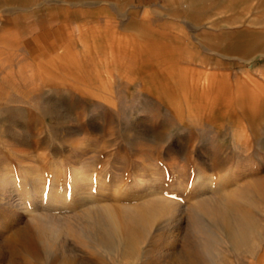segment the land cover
Segmentation results:
<instances>
[{"label": "rangeland", "instance_id": "374dc122", "mask_svg": "<svg viewBox=\"0 0 264 264\" xmlns=\"http://www.w3.org/2000/svg\"><path fill=\"white\" fill-rule=\"evenodd\" d=\"M3 196L0 264H264V0H0ZM158 196L181 238L124 211ZM207 197L251 219L246 243ZM92 206L123 239L95 237Z\"/></svg>", "mask_w": 264, "mask_h": 264}, {"label": "bare ground", "instance_id": "6f19581e", "mask_svg": "<svg viewBox=\"0 0 264 264\" xmlns=\"http://www.w3.org/2000/svg\"><path fill=\"white\" fill-rule=\"evenodd\" d=\"M244 106V105H243ZM247 105L244 106L242 109L243 111L247 112ZM250 111V110H249ZM89 171V170H88ZM87 170L78 169L76 173L72 176V183L74 187L81 186H88L90 185L91 180V173H88ZM81 181L80 184L77 182ZM71 183V182H70ZM90 187V186H89ZM88 187V188H89ZM211 188V186H210ZM91 189V188H90ZM212 189V188H211ZM76 190V189H74ZM78 190V189H77ZM202 190V189H201ZM81 191V190H80ZM86 191V190H85ZM156 191V190H155ZM203 191V190H202ZM76 192V191H75ZM204 194V193H203ZM86 195V194H85ZM156 195V194H155ZM87 196V195H86ZM211 196V195H210ZM74 197V196H72ZM4 196L0 199V207L7 211L12 208V206H16L13 202L9 200H4ZM28 198V197H27ZM67 198V197H66ZM72 200V199H71ZM36 201V200H35ZM46 201V200H45ZM66 201V199H64ZM25 202V201H24ZM202 206L205 207L208 215L210 218H218L220 222L223 224V228L226 233L236 242L239 243H246L249 239V232L252 228L251 219L247 217V215L235 210L232 208L225 198L215 199L212 197L202 198L199 202ZM26 204V202H25ZM38 204V203H37ZM73 204V203H72ZM23 205V204H22ZM34 206V205H33ZM38 206V205H37ZM39 207V206H38ZM36 207V208H38ZM24 208V207H23ZM19 209V208H18ZM174 209L172 204H169L165 201L162 197H152L150 199L145 200L139 206H125L124 211L126 212L127 216L132 219L134 222L140 224L143 227L149 229H157L161 232H165L168 239H177L180 237L179 233H177L178 226L177 224L173 223V220L169 217V212ZM14 210V208H13ZM16 211V210H15ZM20 212L23 210L19 209ZM37 211V210H36ZM40 211V210H39ZM18 212V211H17ZM24 212V211H23ZM3 210L1 211V215ZM8 213V212H7ZM12 211L10 212V214ZM4 214V213H3ZM6 214V213H5ZM14 215V214H13ZM4 216V215H3ZM9 216V215H8ZM7 216V217H8ZM2 217V216H1ZM86 219L88 220L89 230L91 232L96 233L95 237L100 241L105 240H115L119 241L123 239V235L129 231V226L124 221V218L121 216V213L118 212L112 206H102L100 209L98 207L91 208V211L85 215ZM6 218V217H5ZM13 218V216H12ZM128 218V219H129ZM207 218V217H206ZM61 219V218H60ZM64 220V219H63ZM177 220V219H176ZM217 222V221H216ZM215 222V223H216ZM178 223V221H177ZM131 224V223H130ZM136 225V224H135ZM179 225V223H178ZM134 226V225H133ZM180 226V225H179ZM214 226V225H213ZM18 227V226H17ZM34 227V226H33ZM47 228V227H46ZM134 228V227H133ZM180 228V227H179ZM23 229V228H22ZM30 229V228H29ZM25 230V229H23ZM35 235H37V239L41 241L48 242L52 240L53 234L46 230L42 226H35ZM179 230V229H178ZM223 230V229H222ZM132 231V230H131ZM150 231V230H149ZM152 232V231H151ZM150 232V233H151ZM155 232V231H154ZM179 232V231H178ZM33 234V233H32ZM82 234V233H81ZM87 234V233H86ZM184 234V233H183ZM74 235V234H73ZM72 235V236H73ZM78 235V234H77ZM93 235V234H91ZM75 236V235H74ZM83 236V235H82ZM90 236V235H89ZM94 237V236H93ZM175 237V238H174ZM25 244L32 243L34 244L33 238H27L24 231H22L19 227L15 229L11 239V242H22L23 239ZM84 238V237H83ZM125 238V237H124ZM165 238V237H164ZM181 238V237H180ZM184 238V237H183ZM198 238V237H197ZM5 239V238H4ZM22 239V240H21ZM88 239V238H87ZM92 239V238H91ZM86 240V239H85ZM164 240V239H163ZM180 240V239H178ZM95 241V240H94ZM123 242V241H122ZM167 242V241H166ZM199 242V241H198ZM2 243H5L4 241ZM37 243V241H36ZM157 243V242H156ZM162 243V242H161ZM6 244V243H5ZM14 244V243H13ZM20 244V243H17ZM100 244V243H99ZM183 244V243H182ZM188 244V243H187ZM199 244V243H198ZM39 245V244H38ZM91 244H89L90 246ZM186 245V244H185ZM2 246V245H1ZM19 246V245H18ZM22 246V245H21ZM20 246V247H21ZM26 246V245H25ZM51 246V245H50ZM8 247V246H7ZM10 247V246H9ZM24 247V243H23ZM31 247V246H29ZM33 247V246H32ZM31 247V248H32ZM18 247H16L17 250ZM26 248V247H25ZM28 248V247H27ZM185 248V247H184ZM6 249V248H5ZM9 249V248H8ZM182 249V248H180ZM15 250V248H14ZM30 250V249H29ZM49 250V249H48ZM179 251L176 255V259L186 260V258L193 259L196 253H192L191 251ZM8 251V250H7ZM51 251V249H50ZM18 252V251H16ZM20 252V250H19ZM40 252V251H37ZM44 252V251H43ZM195 252V251H194ZM21 253V252H20ZM23 253V252H22ZM45 253V252H44ZM165 254V253H164ZM200 254V253H199ZM204 254V253H203ZM53 255V253H52ZM156 255V254H155ZM169 255V253H168ZM51 256V255H50ZM65 256V255H63ZM62 257V256H61ZM174 259V258H173ZM196 259V258H195ZM187 261V260H186Z\"/></svg>", "mask_w": 264, "mask_h": 264}]
</instances>
